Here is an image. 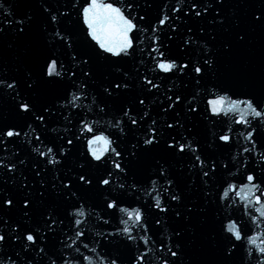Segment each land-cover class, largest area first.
Listing matches in <instances>:
<instances>
[{"label": "snow or ice", "instance_id": "6c2138e0", "mask_svg": "<svg viewBox=\"0 0 264 264\" xmlns=\"http://www.w3.org/2000/svg\"><path fill=\"white\" fill-rule=\"evenodd\" d=\"M245 3L248 23L264 30V2ZM151 6L0 0V152L13 148L0 158V264H123L121 246L129 264H152L153 249L160 264H184L189 234L210 253L203 264H264V89L213 82L225 68L203 26L184 29L181 56L172 35L161 38L165 26L179 35L182 16L231 23L241 45L247 28L238 11L226 14L228 0L177 3L171 14L165 5L148 24ZM221 49L231 57L233 42ZM197 120L221 127L207 147Z\"/></svg>", "mask_w": 264, "mask_h": 264}, {"label": "water", "instance_id": "95a60500", "mask_svg": "<svg viewBox=\"0 0 264 264\" xmlns=\"http://www.w3.org/2000/svg\"><path fill=\"white\" fill-rule=\"evenodd\" d=\"M18 0H5V6L10 7L14 4H16ZM83 2V0H82ZM145 2L150 3L152 6L150 8H144L143 13L146 14L147 17V23L153 24L157 22V17L161 15L162 9L165 5H167V8L169 10V14H171V8L173 4L179 3V6L182 8V10L186 7L187 2H191V0H139V3L144 4ZM236 2V0H228V6L226 8V14L229 16V18L232 17L233 11H238L240 20L242 21L241 27L247 28V31L249 33L248 42L246 44L241 45L238 43L235 39V33L237 28L233 27L231 23L226 24L224 28H221L219 26H216L213 28L209 20H199V18L191 17V18H185L181 17V21H177V24L180 26L178 28V33H170L167 26H165L164 29H162V36L161 38H164V35H172L173 39L171 41H167V43L170 46L171 54L174 56H181L182 53L180 51L181 48H183L182 40L185 35H191L190 33H186L184 29L186 27L191 26L193 29V33L196 32V30L203 26L207 29L205 32V35L207 36L209 33L214 34L218 37L217 41H215V47L214 51L217 52L222 65L225 68V72L223 75H221L220 79L217 81L215 78L213 79L214 83H219L221 88L229 89L230 92H235L237 94H243V93H255L259 94L262 89H264V30H261L255 26H252L248 23V17L250 16V12L252 11V8L249 4L245 3V0H239L241 7L237 10L234 9L233 4ZM262 2L264 0H251V3L255 5V8H259L262 5ZM177 15H180L177 13ZM16 18H19L17 16ZM76 19V17H73ZM8 19H12L9 17ZM0 21H4V16L2 12H0ZM6 23V21H5ZM140 23H144L141 21ZM76 30H77V40H78V47L82 51H89V54H91L90 49L92 47V43L90 40H88L84 34V31L81 30L79 23L76 24ZM31 37L27 38L24 43H28L30 41ZM225 40H230L233 42L234 45V52L231 57H224L222 54L221 44ZM147 43V41H146ZM201 43H204V41H201ZM212 47V44L209 45ZM193 48L196 49V55L193 57L195 60L197 57L200 56V49L197 45H192ZM187 51V50H186ZM147 60V58L145 57ZM186 59V57H185ZM137 67L141 68V71H144V68L140 65H136ZM129 68L132 67L131 64L128 65ZM187 78L185 79L186 82ZM163 83V82H161ZM167 84L171 86V81H167ZM176 84L180 86V88H183V84H181L180 80L176 81ZM192 85H189V88H191ZM165 91V88H161L158 95H160V99H163V92ZM219 91V89H218ZM241 98H244L241 96ZM2 106V105H0ZM154 108L157 106L154 105ZM201 107H204L203 104H201ZM158 120L162 123L163 121L158 116ZM196 127L193 129L194 131H198L200 133V136L198 137L201 139L202 144L207 147L208 142H210L213 139V133H219L221 131V127L218 125H212L209 122L205 121L204 123H201L200 120H197ZM20 144V152L21 155L25 156L27 158V146L23 145L21 142H17ZM9 151L7 153L0 152V158H3L4 156H11V153L13 151V148L11 145L8 146ZM214 147V146H213ZM160 155H164L163 152L160 153ZM174 164L175 161H172ZM181 165L176 164V167L179 168ZM16 218L19 219V213L16 214ZM172 227H175V221L171 222ZM91 228V225H89ZM99 226L97 225V228ZM103 231V229H100ZM67 231V229H65ZM171 235V228H166L164 231L160 233V236L162 238H166L167 236ZM119 240V238H117ZM183 245L186 251V256L183 258L184 264H203V262L208 261L211 259L210 253L208 250L203 247L199 242L193 243V238L191 235H186L185 239L183 241ZM59 247V246H57ZM88 255H93L92 253H87ZM123 257V264H129L131 255L133 253H130L127 249L123 248L122 246L119 249V253ZM138 254V253H135ZM160 256L161 253L155 251L153 249L150 259L152 260V264H160ZM45 264H48L47 260L45 261Z\"/></svg>", "mask_w": 264, "mask_h": 264}]
</instances>
